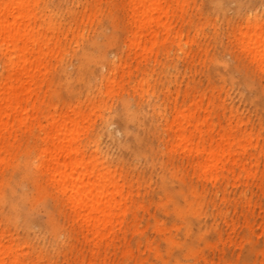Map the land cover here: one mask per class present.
Segmentation results:
<instances>
[{
	"label": "rangeland",
	"instance_id": "1",
	"mask_svg": "<svg viewBox=\"0 0 264 264\" xmlns=\"http://www.w3.org/2000/svg\"><path fill=\"white\" fill-rule=\"evenodd\" d=\"M245 1L252 12L264 11V0H169L154 15L166 27L145 30L126 55L124 42L134 28L122 0H25L28 16L16 43L21 46L29 31L34 40L44 38L36 47L26 41L34 76L28 91H17L15 138L0 140L3 264H264V77L245 83L256 64L237 39L224 37L244 25ZM11 51L7 56L19 54ZM5 57L0 55V73ZM99 74L107 76L100 91ZM185 87L187 95L177 102L198 114L202 131L232 105L222 131L229 120L240 126L232 132L230 156L243 158L248 168L233 189L219 187V168L191 174L181 163L188 152L171 138L175 127L168 137L159 132L154 112L169 111V94ZM66 113L76 122L69 132L78 136L79 148L98 135L96 148L115 179L126 181L116 197L121 205L113 231L95 244L83 241L78 222L66 215L75 213L64 211L37 168L39 126L48 127L51 117L62 122ZM92 148L84 145L86 161ZM191 246L198 252L187 254Z\"/></svg>",
	"mask_w": 264,
	"mask_h": 264
},
{
	"label": "bare ground",
	"instance_id": "2",
	"mask_svg": "<svg viewBox=\"0 0 264 264\" xmlns=\"http://www.w3.org/2000/svg\"><path fill=\"white\" fill-rule=\"evenodd\" d=\"M122 1L123 5L131 12L129 20L134 28L131 31V38L124 42L127 50L126 55H129L128 51L130 49L136 50L139 46L141 36L145 35V30L152 31L154 26L166 27V22L156 19L154 15L159 14L169 0ZM6 3L7 0H0V55L2 57L6 56L4 58L6 59L5 73H0V140L10 137L15 138L11 129L20 110L17 91L22 88H26L28 91V83L34 76L33 64L35 62L27 57L29 51L26 41H33L34 47H36L44 38L42 36L41 39L34 40L31 31H29L23 35V40L26 39L22 42L23 44L18 45L15 36L19 34L20 29L25 27L24 22L26 21L22 22V20L28 16L26 14L27 6L25 0H17L16 4L11 7ZM248 3L246 8L245 4H241L242 9L245 8L241 16L245 19L244 25L236 28L232 26L230 30L224 33V37L228 39L229 36H232L233 40L234 38L237 39L241 43L240 48L245 52L246 55H244L248 57L249 62L256 64L253 65L254 69H251L254 70L252 72L254 78L248 79L249 75L244 77L245 83L254 82L256 84L255 77L258 78H256L258 82L263 81L262 78L264 77V11L252 12L254 9H251L250 6L247 8ZM1 48L6 49V51L4 52ZM16 49H19L18 55L7 56L11 55V50ZM181 53L184 55L182 50ZM184 58L186 59V54ZM38 59L36 60L37 63L41 61L39 57ZM13 66H15V70L10 74L8 69ZM114 68L112 67L109 74L114 73ZM98 78V90L100 91V84L107 79V76L99 74ZM187 90L186 87L183 89L176 88L174 90L175 95L169 94V100L172 101L170 110L166 111L165 108H158V111L154 112L158 121L159 132L161 134V132L168 131V134L165 133L166 136H169V133L175 127L171 138L176 141L179 148H182L181 150L188 152V157L181 163L182 165L185 163L189 168L188 170H191V174L199 170L205 174L209 170L219 168L222 177H224V185L220 184L219 187L224 188L227 185L233 189L239 180V174L247 172L248 168L243 158L230 156V146L233 143L231 135L233 131H239L240 126L237 123L231 126L229 120L226 133L222 131V128L225 129L221 124V120L225 119V109L231 112L232 105L222 109L217 115L218 121L202 131L200 124H195L199 117L198 114L195 111L191 112L189 107L184 106L183 100H180V103L177 102L179 97L182 96L183 99L187 95ZM99 91L96 96H100ZM134 91L135 89H133ZM93 97L95 98V96ZM73 114H75L74 111ZM20 116H22V113L19 114V118ZM70 117L66 113L62 122H57L55 118L51 117L48 127L46 125L39 126L38 130L41 131L39 140L42 144V150H40L41 158L37 168L43 170L42 172L49 182L50 189L56 192L58 201L64 205V209L68 207L71 212L75 213V217L70 213L66 215L69 214L71 221L75 218V221L78 222L76 227L83 241L86 244H90V242L95 244L100 239L108 238L113 231L112 219H114L116 209L121 205L116 197L121 194L122 182L126 181L122 178V182L119 183L115 179L105 154L96 148L98 135L94 134L87 145L85 142L79 148L75 142L78 136L69 132V127L74 128L76 124L75 120ZM38 125L40 124L38 123ZM215 127L217 130H215ZM163 137H161L162 140ZM165 140L162 145L170 151L167 145L168 140L166 142ZM92 141L93 143H91ZM84 145L93 147L90 159L87 161L85 160ZM258 153H262V148L258 150ZM249 155L251 156V154ZM186 166L183 168H186ZM211 184L215 185L214 182H211ZM175 210L180 212L178 204L175 205ZM64 211L66 212V209ZM170 243L174 244L173 241ZM232 244L234 245L235 242L232 241ZM192 246L187 247V254L189 255L195 252ZM4 249L5 245L0 240V264L4 263ZM94 249L95 251L91 253L98 251L97 248L92 250ZM196 252H198L197 247Z\"/></svg>",
	"mask_w": 264,
	"mask_h": 264
}]
</instances>
